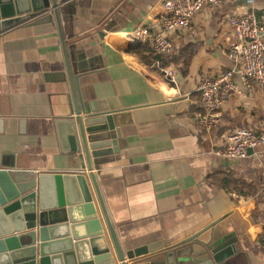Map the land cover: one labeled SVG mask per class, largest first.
<instances>
[{"label":"crops","instance_id":"0c3cea01","mask_svg":"<svg viewBox=\"0 0 264 264\" xmlns=\"http://www.w3.org/2000/svg\"><path fill=\"white\" fill-rule=\"evenodd\" d=\"M162 2L61 4L76 94L97 109L123 115L119 159L103 164L98 174L116 238L125 253L198 234L199 243L233 246L231 264H264V145L241 159L217 154L230 130H264V93L255 86L232 93L210 131L194 119L201 110L196 91L201 77L233 70L232 80L240 84L239 62L228 56L232 31L226 17L253 12L260 19L264 0L206 5L190 28L170 35L169 53L154 55L131 31L138 26L156 31ZM33 19L26 16L0 30V167L63 173L76 166L62 153L54 122L71 114L70 81L56 21L30 24ZM167 68L176 70L175 81L165 77Z\"/></svg>","mask_w":264,"mask_h":264},{"label":"water","instance_id":"95a60500","mask_svg":"<svg viewBox=\"0 0 264 264\" xmlns=\"http://www.w3.org/2000/svg\"><path fill=\"white\" fill-rule=\"evenodd\" d=\"M64 1L0 0V30L26 16L38 15L30 24L56 21L72 110L54 125L62 153L76 166L63 173H37L1 164L0 264H231L233 246L199 243L198 234L174 245L151 244L122 252L100 193L98 174L103 164L119 159L117 130L123 115L119 110L97 109L76 94L70 65L74 54L72 45L67 51L60 21Z\"/></svg>","mask_w":264,"mask_h":264},{"label":"built area","instance_id":"2783aa9c","mask_svg":"<svg viewBox=\"0 0 264 264\" xmlns=\"http://www.w3.org/2000/svg\"><path fill=\"white\" fill-rule=\"evenodd\" d=\"M226 0H163L164 14L156 31L147 26H138L131 31L132 38L147 46L154 55L167 54L172 50L171 34L190 28L192 18L206 5H219ZM255 0H245L252 6ZM38 15L30 17L35 18ZM231 28L232 41L228 56L239 62L236 73L239 83L232 80L233 70H226L215 77L203 76L196 84L201 110L195 116L197 125L206 131L212 130L219 121V109L233 93L241 94L252 87L264 93V13L257 19L253 12L226 17ZM159 66V61L155 60ZM165 77L175 81L174 68L163 69ZM243 88H241V87ZM264 145V130L248 127L230 130L224 147L217 154L224 158H245Z\"/></svg>","mask_w":264,"mask_h":264},{"label":"trees","instance_id":"16d2710c","mask_svg":"<svg viewBox=\"0 0 264 264\" xmlns=\"http://www.w3.org/2000/svg\"><path fill=\"white\" fill-rule=\"evenodd\" d=\"M147 46H145V49H149L148 47L146 48ZM150 50V49H149Z\"/></svg>","mask_w":264,"mask_h":264}]
</instances>
